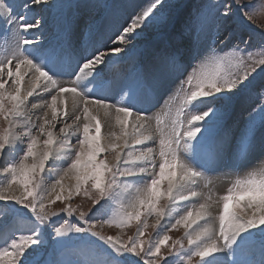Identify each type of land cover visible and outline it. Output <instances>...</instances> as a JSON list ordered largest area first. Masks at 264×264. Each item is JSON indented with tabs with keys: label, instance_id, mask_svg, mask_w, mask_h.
Wrapping results in <instances>:
<instances>
[{
	"label": "snow or ice",
	"instance_id": "1",
	"mask_svg": "<svg viewBox=\"0 0 264 264\" xmlns=\"http://www.w3.org/2000/svg\"><path fill=\"white\" fill-rule=\"evenodd\" d=\"M114 7L107 0H0L8 37L0 52V168L6 179L0 186V264H246L243 257L257 247L264 251V167L235 180L216 201L215 217L212 198L199 189L205 171L236 169L250 151L264 158V56L254 58L247 51L250 38L237 35L253 19L252 0H204L181 31L173 20L183 4L144 0L91 42L93 11ZM170 24L171 31L161 32ZM149 28H155V41L141 49ZM232 40L229 54L219 55ZM128 62V70L116 68ZM173 86L178 96L171 95ZM39 93L51 98L45 103L52 120L45 112L25 122L30 98ZM161 93L179 103L164 114L167 120L156 118L153 132L149 106ZM58 102H70L63 116L74 120L54 137ZM43 106L32 104L38 111ZM237 108L245 115L230 123ZM101 112L108 128L103 141ZM157 141L158 150L147 146ZM60 152L68 163L52 188L63 191L62 180L74 176L87 210H53L55 200L65 199L60 194L45 202L42 174ZM128 177L140 183L100 219L108 211L100 202ZM97 221L135 231L127 239L104 235ZM178 227L184 234L172 239L168 232Z\"/></svg>",
	"mask_w": 264,
	"mask_h": 264
},
{
	"label": "rangeland",
	"instance_id": "2",
	"mask_svg": "<svg viewBox=\"0 0 264 264\" xmlns=\"http://www.w3.org/2000/svg\"><path fill=\"white\" fill-rule=\"evenodd\" d=\"M127 1H128V3H127ZM130 2L131 3L134 2V3L131 4ZM143 2H144V0H132V1L131 0L130 1L129 0H122V2H121L122 4H119V5H121L120 6L121 10L118 9L117 14H112L111 15L114 18L113 22L116 20V23H117L116 25H119L121 21H124L127 18V15H128L127 11L129 9L133 8L135 4L143 3ZM172 2H179V3L184 5V8L179 10L177 17L174 18V20H173V22H174V21H177L176 19H179V21H177L176 29H177V31H181L182 27H183V20L185 19V17L188 14L194 12L198 5L204 3V0H172ZM252 2H253L252 11L254 13V16H253V19L251 21H249L248 23H249V25L252 28H255L256 30L255 31L254 30L253 31H245V32H248L249 35H245V33L244 34L242 33L243 34L242 37H243L244 40H249V38L251 39V36H254V38H256V40H258V43L261 46L263 45V49H258V47H259L258 45L255 46L256 48L255 47H253V48L249 47L247 49L248 52H251V54L253 55L254 58L259 59L262 56H264V37L261 36V31L264 30V0H252ZM107 3H111V0H107ZM170 27H172V25L163 26L161 28V32L164 33V30L166 28H170ZM1 31H2V28H0V32ZM170 31H171V28H170ZM147 32L151 33V31H149V30H147ZM167 32H165V33H167ZM0 41H1V39H0ZM5 41H6V39L4 40V42ZM235 43H236V41L232 40L227 45H224L223 46L224 47V51L218 52V54L219 55L229 54V51L231 49L232 44H235ZM143 46L141 47V49H143ZM206 46L207 45H205V47ZM249 46H251V44H249ZM137 56H138V58H137ZM137 56H136V59H139L140 58L139 53H137ZM121 68H123V67H121ZM178 95L179 94H177V96ZM37 96H40V97L44 96L45 99L44 100L39 99L41 101L39 102V100H37V102H36V100H33V98H35ZM33 98H30L32 103L28 104V107H27V110H26L27 114L29 113L27 115L28 119L30 118L33 122H35L38 117H43L45 112L46 113L50 112V113H47V116L49 118L52 117V115H51L52 112L50 111L51 108L47 107V104L45 103V100L47 101V103H51V101H50L51 98L46 96V94H44V93H39L38 95H34ZM34 101L36 103H38V104L44 105L43 109L41 111H39L38 113H36V111H33L34 113L31 112L33 110L32 104H36ZM172 102H170L169 104L165 105L166 107L163 106L162 107L163 110H161L162 108L159 109L160 106H159V108L158 107H154L155 109L153 107H149V108H150V111H152L153 109L156 110L155 114H157L158 112L160 114L162 112L163 115L160 114V115H162L160 117L161 120H167V117H165L164 114L166 112H168V109L169 110L171 109L172 111H174L175 107L179 103V99L177 98L174 101L172 99ZM168 106H169V108H168ZM63 107H65V106L64 105H60L59 109L57 108V110L60 111L61 108L63 109ZM164 107H165L166 111H165ZM156 108L159 109V110H157ZM29 111L31 113H33V114H30ZM153 111H152V113H154ZM80 115H81V119H80V121H77V123H79L81 125V132H82V127H83V124L85 123V120H84L83 114L81 113ZM149 115L151 116L150 112H149ZM237 116L233 117L234 119H236V120H233V123H239V121H241V118H239V117L240 116L244 117L243 114H240V116L239 115H237ZM98 119H100L101 124H102V129H101V139H102V132L104 131V129H106L108 131V128L106 126H104V117L103 116L99 115ZM151 119H152V117H151ZM25 120H27V117L25 118ZM73 120H74V117L72 119L60 120L59 121V125H60L59 127H63L65 122L68 123V124H72ZM0 123H2V122H0ZM112 124H113V126H115V118L114 117H113V120H112ZM59 127H58L57 130L53 129L54 137L60 135ZM149 127H150V130L155 132L157 126H156V120L154 118L151 120V124H150ZM114 130L120 131L119 127H115ZM157 135H158V133H157ZM102 141H103V139H102ZM147 146L153 147L154 149L158 150V141L155 144L148 142ZM58 150L63 151V149H58ZM248 153L245 155V158L243 157L241 159L240 166L238 168H236V169H233V170H220V171L210 172V173L208 171L207 172L205 171V174L206 173H208V174L206 175L204 181L202 182L199 191L201 190V192L203 193V197L204 198H207L209 196L212 198L210 203L212 204L211 212H212L214 217L216 215H218V209L216 207V201L220 197H222L223 195L227 194V189L234 184L235 180L237 178H239V177L245 176L247 174V171L260 170V168L263 166L261 164H258L256 161H254L260 155L259 151H254L253 153L251 151V152H248ZM62 155H63V152H60V153L55 154L52 158H50V160L48 161L49 169L47 170V172L42 174L43 184L48 189V191L45 194V202L47 203L49 199L55 200V198L52 197V195L55 194V197H56L57 194H60V195L64 196L65 199H63V200H55V202L50 205V207L53 210L59 211L65 205H71L74 208L77 207V206H81L83 210H87V208L89 207V201L83 195H77L75 193V190H74L75 183L71 187H69L68 186L69 183H67V182L65 183V181L62 180L63 191H61V186H59V185L56 186L54 190L52 188V185L54 184L55 179L59 178V177H57V174H55V171L56 170L59 171L60 168L67 166V164L65 165V163L64 164H60V165H55L53 163L54 162V157H56V156H60L61 157ZM252 155H255V156H252ZM253 157H254V159H253ZM106 159L111 161L112 160V154L107 155ZM157 159H158V157H157ZM66 162L68 163V161H66ZM245 163H246V165H248L247 168H245ZM251 164L253 165V167H251L252 166ZM250 168L251 169L253 168V169L250 170ZM220 173H221V175L222 174L223 175L221 176ZM4 183H6V179H5V177H4L3 173H2V168H0V186H2ZM139 183H140V178H138V177H128L126 179L117 181V183L113 186V188L111 190H109L105 200L100 202L101 204H105L106 203V205L108 207V211L104 215L100 216L99 218L100 219H107L121 203L125 202L131 196L133 188ZM69 191H72V198L71 199L67 198ZM18 194H19V192H18ZM200 202H203V200H201ZM98 207H99V205H98ZM240 214L243 215V213H240ZM153 222H154V218L150 217L148 219V223L151 224ZM97 224H98L97 230L100 231L102 234H104V235L120 234L125 239H127V237L132 235L133 232L135 231L134 227H129V228H126L123 231H121V230L116 229L114 227H109L107 224H102L99 221H97ZM149 231H151V229H149ZM183 234H184V228L183 227H178L177 229H174V230H171V231L168 232V235L172 239H178V238L182 237ZM77 238H82V237H77ZM91 239L95 240L94 237H92ZM185 243H186V241H185ZM258 248L259 247H257L255 250H257ZM250 256H251V254L243 257V259H247L248 257L250 258ZM66 258H72V257H66ZM248 261H246V264H253V263H247Z\"/></svg>",
	"mask_w": 264,
	"mask_h": 264
},
{
	"label": "bare ground",
	"instance_id": "3",
	"mask_svg": "<svg viewBox=\"0 0 264 264\" xmlns=\"http://www.w3.org/2000/svg\"><path fill=\"white\" fill-rule=\"evenodd\" d=\"M130 1V0H129ZM132 1V0H131ZM122 1H120V4H122L121 3ZM124 2V1H123ZM112 3H114L115 5H118L117 3H118V0H116V1H114L113 0V2ZM127 3H128V1H127ZM131 3V2H130ZM129 3V4H130ZM132 3H134V2H132ZM131 3V4H132ZM126 4V3H125ZM130 4V5H131ZM120 10H121V8H120ZM98 11H99V9H97V10H94L93 11V13H92V16H93V18H95V17H97L98 16ZM117 11L118 10H116L115 12H113V13H111L109 16L107 15L106 17H103V20L105 21V28L103 29V30H105V32L108 30V29H110V28H115L116 26H118V25H116L117 23H116V20L113 22V17L111 16L112 14H117ZM132 11V8L131 9H129L128 11H127V13H130ZM114 16V15H113ZM128 16V15H127ZM111 17V18H110ZM119 17V16H118ZM110 18V19H109ZM177 21H179V19H176ZM177 21H174L173 22V24L174 23H176V25H177ZM123 21H121L120 22V24L122 23ZM171 25V24H170ZM0 28H2V31L0 32V39H1V41H0V52H3V50H4V48L5 47H7L8 46V37H7V35H6V32H5V26L3 25V24H0ZM170 28H172V27H170ZM170 28H166L165 30H164V33L165 32H169L170 30ZM147 30H149V31H151V33H148L147 32ZM146 30V32H145V34H144V36H143V38L138 42L139 43V47L141 48L143 45V48L144 47H146V46H148V45H151V43H154V41H155V34H154V31H155V28H149V29H147ZM163 30V29H162ZM105 32H104V34H105ZM243 32H241V31H238L237 32V35L238 36H242L243 34H242ZM48 33L46 32L45 33V35H47ZM246 35H249L248 33L246 34ZM6 39V41L4 42V40ZM90 39V38H89ZM231 42V41H230ZM230 42H228V43H230ZM249 44H251V45H254V46H256V45H258L259 47H258V49H263V45L261 46L260 44H258L257 43V40H256V38H254V36H251V39H250V43ZM227 45V44H226ZM229 46V45H228ZM137 58H138V56H137ZM126 65V66H125ZM120 67H123V71H125V70H128L130 67H131V62H128V63H122V64H118V65H116V68L117 69H119ZM174 87V86H173ZM23 90V89H22ZM178 94V93H177ZM169 95L168 94H166V93H161L160 94V96L159 97H157L156 99H154L153 101H152V104H154L155 106L154 107H157V106H159V105H161V106H164L165 105V103L167 102V100L169 99ZM31 98H33V97H31ZM39 99H41L40 98V96H37V97H35V98H33V100H36V102H37V100H39ZM41 100H39V102H40ZM51 101V100H50ZM174 101V100H173ZM35 102V101H34ZM35 102V103H36ZM171 102H172V100H171ZM176 102V101H175ZM173 103V102H172ZM36 104H38V103H36ZM173 105V104H172ZM65 107H63V109L61 108V110L60 111H58L57 110V117H56V120L54 121V122H58L57 123V127L56 128H54V130H57L58 129V127L60 126L59 125V121L60 120H63V119H65L64 118V116H63V113L64 112H68V113H70L71 112V104H70V102H66V104L64 105ZM28 107V106H27ZM59 107H60V104H59V102H58V106H57V108L59 109ZM150 107V106H149ZM153 107V108H154ZM166 107V106H165ZM165 107H164V109H165ZM159 108V107H158ZM162 107H160L159 109H161ZM168 108H169V106H168ZM167 108V109H168ZM155 109V108H154ZM153 109V110H154ZM157 109V108H156ZM159 109H157V110H159ZM152 110V111H153ZM161 110H163V108L161 109ZM33 111H36V113H38L39 111L38 110H32L31 112H33ZM41 111V110H40ZM51 111V110H50ZM152 111H150V113H151V117H152V119L154 118L155 120H156V118L160 115V114H162V112L159 114V112L157 113V114H155L156 113V110H154L153 112L154 113H152ZM165 111H166V109H165ZM168 111H169V109H168ZM30 112V111H29ZM30 112V114H33V113H31ZM45 112V111H44ZM43 112V113H44ZM41 113V112H40ZM47 113H50V112H47ZM29 114V113H28ZM90 114H93V113H90ZM240 114H243V115H245L243 112H241L240 110H239V108H237V110H236V114H235V117L237 116V115H239L240 116ZM43 115V114H42ZM52 115V114H51ZM101 116H103V113L101 112V114H100ZM163 115V114H162ZM162 115H160L159 116V118L162 116ZM27 117V119H28V116H26ZM238 117V116H237ZM51 118V119H50ZM48 117V119H50V120H52V117ZM164 118V117H163ZM239 118H241V120H242V118H243V116H240ZM151 119V120H152ZM161 119V118H160ZM233 120H236V119H232V120H230V123H233ZM25 121H27V120H25ZM240 122V121H239ZM154 123V122H153ZM116 131V130H115ZM129 131H131V129H129ZM108 131L106 130V129H104V131L102 132V139L104 138V135L107 133ZM117 133L119 132V131H116ZM251 152V151H250ZM253 153V152H252ZM249 154V153H248ZM251 156V155H250ZM252 156H255V155H252ZM248 157V156H247ZM244 158H245V156H244ZM253 159H254V157H253ZM244 160V159H243ZM67 159L64 157V154L60 157V156H56V157H54V164L55 165H60V164H64L65 163V165L67 164ZM245 161V160H244ZM254 161H256L258 164H261V165H263L264 166V158H262V154L260 153V155L254 160ZM252 165V164H251ZM257 165V164H256ZM262 166V167H263ZM248 167V165H246L245 166V168H247ZM251 167H253V165L251 166ZM261 167V168H262ZM260 168V169H261ZM253 169V168H252ZM251 168H250V170H252ZM240 170V169H239ZM207 172V171H206ZM227 172V171H226ZM247 172H249V171H247ZM59 173V171L58 170H56L55 171V174H58ZM206 174H208V173H206ZM214 174V173H213ZM216 175V174H215ZM220 175H221V173H220ZM223 175V174H222ZM221 175V176H222ZM238 176V175H237ZM216 178V177H215ZM223 179V178H222ZM64 181H65V183L67 182V183H69V187H71L74 183H75V178H74V176H69V177H65L64 179H63ZM209 180V179H208ZM224 180V179H223ZM229 180V179H228ZM227 180V181H228ZM218 182V181H217ZM216 184V183H215ZM217 185V184H216ZM201 191V190H200ZM52 197H54L55 198V194L54 195H52ZM252 255V254H251ZM262 262H264V251H262L259 255H258V257H255V258H253V260H252V262L251 263H253V264H262Z\"/></svg>",
	"mask_w": 264,
	"mask_h": 264
}]
</instances>
